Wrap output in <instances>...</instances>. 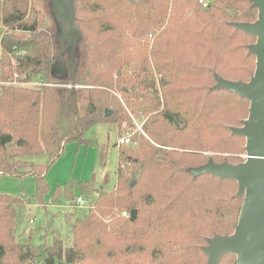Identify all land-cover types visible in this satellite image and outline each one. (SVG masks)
Here are the masks:
<instances>
[{
  "label": "trees",
  "instance_id": "trees-1",
  "mask_svg": "<svg viewBox=\"0 0 264 264\" xmlns=\"http://www.w3.org/2000/svg\"><path fill=\"white\" fill-rule=\"evenodd\" d=\"M74 11L79 41L74 75L64 82L91 88L26 87L10 78L60 82L52 75L53 42L39 31L32 0H0V173L37 177L31 199L0 193V264H46L49 257L60 264H208L210 241L234 235L244 195L237 180L192 169L211 160L242 163L246 138L233 130L248 119L250 101L217 86L253 78L249 49L257 37L236 24L257 22L258 8L250 0L207 7L200 0H74ZM124 78L130 87L121 86ZM117 93L149 120L136 146L119 148L115 188L97 190L92 208L79 213L71 209L77 197H92L93 183L57 187L53 203L63 194L68 200L70 237L49 225L52 243L24 242L19 223L32 205L46 207L49 166L23 174L20 159L46 153L54 161L97 125L131 127ZM219 264H237V257Z\"/></svg>",
  "mask_w": 264,
  "mask_h": 264
},
{
  "label": "rangeland",
  "instance_id": "rangeland-1",
  "mask_svg": "<svg viewBox=\"0 0 264 264\" xmlns=\"http://www.w3.org/2000/svg\"><path fill=\"white\" fill-rule=\"evenodd\" d=\"M206 1L212 3L214 0ZM60 2L61 0H32L33 7L37 12L39 31L47 33L53 42L52 51L56 55V61L53 65L52 75L60 82L46 83L43 81L41 75L32 78L30 82L23 83L19 82V75H13L10 78L11 82L17 81V85L20 84L26 87L54 86L61 89L75 90L91 88L89 85H81L76 82H64L74 75L71 56L73 51L78 47L79 30L76 24L74 0H63L61 4ZM3 32L4 29L0 27V35ZM58 62L61 68H63L60 71L54 69L55 64ZM114 77L116 79L117 75ZM156 78V87L161 95L159 77L156 75ZM126 80L127 78L123 79L122 87H130ZM117 95L124 104L122 95L120 93H117ZM125 110L126 119L130 120L131 127H127L126 122L120 130L117 128L118 125L117 127L97 125L86 131L84 135L86 142L69 141L62 155L54 161L46 153L35 158L20 159L17 170L23 174L39 171L40 168L37 166H49L45 176L49 189L43 196L46 207L32 205L27 211L26 216L22 217L19 223L18 232L24 242L34 245L52 243L55 229H51L47 234V226L49 225L58 229L64 240L70 237V231L65 221L66 214L70 210L67 205L68 200L63 194L57 204L53 203V193L57 187L64 188V186L71 182L93 183L95 191L92 197L87 195V200L84 198L86 204H89L90 207H86V205L83 207L78 205H75L73 208L71 207V211H79V213L84 209L92 208L98 198L97 190L110 191L115 188L119 169V148L136 146L134 139L138 134L146 136L144 125L149 120V116H145L143 113L135 114L128 105H125ZM124 138H129L131 144L120 145V140ZM103 152L107 153V155L105 163L102 164L101 155ZM205 154L207 155L208 153ZM246 154L241 155L242 163L246 161ZM211 163L215 162L211 160L202 167ZM198 170L199 168H194L192 169V173L195 175ZM36 178V175L24 176L0 173V193L31 199L37 194ZM30 216H33V223H30ZM54 264H60L59 260L54 259Z\"/></svg>",
  "mask_w": 264,
  "mask_h": 264
},
{
  "label": "water",
  "instance_id": "water-1",
  "mask_svg": "<svg viewBox=\"0 0 264 264\" xmlns=\"http://www.w3.org/2000/svg\"><path fill=\"white\" fill-rule=\"evenodd\" d=\"M258 8L255 23H239L237 28L257 37L250 46L256 56V70L249 83L221 79L217 88L227 89L250 101L249 117L244 127L235 128V134L246 138V161L240 164L211 163L197 171L198 175L212 174L238 181V195L244 203L236 231L232 236L216 237L206 249L208 264H219L229 254L237 257V264H264V0H250ZM55 70H62L56 63ZM107 116L111 113L107 111ZM136 211L132 212L135 219ZM33 216H30L32 219ZM46 264H54L48 259Z\"/></svg>",
  "mask_w": 264,
  "mask_h": 264
},
{
  "label": "built area",
  "instance_id": "built-area-1",
  "mask_svg": "<svg viewBox=\"0 0 264 264\" xmlns=\"http://www.w3.org/2000/svg\"><path fill=\"white\" fill-rule=\"evenodd\" d=\"M200 3L202 5H204V7H207L209 5V2H207L206 0H200ZM11 83H13L14 85H17L18 84L17 81H14V82H11ZM129 144H131V141H130L129 138H127V139L124 138V139L120 140V145H129ZM77 205L78 206H81V207H83L85 205H86V207H90L89 204L88 205L86 204L85 199L82 198V197H79L77 199ZM124 215L126 216L127 214H124ZM33 222H34V220L32 218L31 221H30V223H33Z\"/></svg>",
  "mask_w": 264,
  "mask_h": 264
},
{
  "label": "flooded vegetation",
  "instance_id": "flooded-vegetation-1",
  "mask_svg": "<svg viewBox=\"0 0 264 264\" xmlns=\"http://www.w3.org/2000/svg\"><path fill=\"white\" fill-rule=\"evenodd\" d=\"M63 0H61L60 4L62 3Z\"/></svg>",
  "mask_w": 264,
  "mask_h": 264
}]
</instances>
